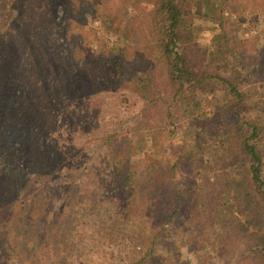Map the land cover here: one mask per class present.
<instances>
[{
	"label": "trees",
	"instance_id": "trees-1",
	"mask_svg": "<svg viewBox=\"0 0 264 264\" xmlns=\"http://www.w3.org/2000/svg\"><path fill=\"white\" fill-rule=\"evenodd\" d=\"M261 21L264 0H0V264H264Z\"/></svg>",
	"mask_w": 264,
	"mask_h": 264
},
{
	"label": "rangeland",
	"instance_id": "rangeland-1",
	"mask_svg": "<svg viewBox=\"0 0 264 264\" xmlns=\"http://www.w3.org/2000/svg\"><path fill=\"white\" fill-rule=\"evenodd\" d=\"M253 27L255 28L254 30H252L253 34H257L255 36H257L259 39L263 38L264 33H262V30L264 28V21L259 22V24L256 23V26L254 25ZM204 34L205 37L208 36V32H205ZM199 36H202V34H200ZM86 157H84V161L86 160ZM92 162L93 160H90L87 163H85V165L88 167L89 165L92 164ZM83 249H84L83 251L79 250V253L75 255V259L77 260L75 261V264H98L100 260L102 261V257L99 256L100 250L91 247L89 248V246Z\"/></svg>",
	"mask_w": 264,
	"mask_h": 264
}]
</instances>
